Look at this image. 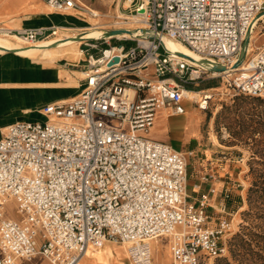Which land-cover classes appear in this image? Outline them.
<instances>
[{
	"label": "built area",
	"instance_id": "built-area-1",
	"mask_svg": "<svg viewBox=\"0 0 264 264\" xmlns=\"http://www.w3.org/2000/svg\"><path fill=\"white\" fill-rule=\"evenodd\" d=\"M40 1L53 14L98 17L80 0ZM124 10L140 35L83 41L78 94L42 106L43 120L17 121L0 133V264L37 255L78 264L105 243L125 246L129 264H153L157 239L168 243L169 264H214L228 253L231 223H212L207 208L229 190L216 189L214 175L205 174L200 183L210 184L197 185L191 200L185 155L149 134L160 111L185 114L186 84L221 79L235 95L264 96V41L254 47L248 40L240 58L248 31L263 22L264 0H129ZM57 31L0 28V35L34 44ZM166 39L210 65L169 51ZM200 94L193 102L206 111L212 94ZM11 202L19 217L2 218Z\"/></svg>",
	"mask_w": 264,
	"mask_h": 264
},
{
	"label": "rangeland",
	"instance_id": "rangeland-1",
	"mask_svg": "<svg viewBox=\"0 0 264 264\" xmlns=\"http://www.w3.org/2000/svg\"><path fill=\"white\" fill-rule=\"evenodd\" d=\"M81 2L87 9L108 15L102 17L99 21L101 24H110L117 20L114 18L117 0H112L110 4L109 0ZM122 7L123 0H120V12L128 15V11ZM45 12L49 14L50 22L55 26L80 28L89 24L80 16H60ZM263 28L264 22L254 31V35L259 39L255 42L257 47L264 41L261 36ZM111 44L123 45L126 49L135 45L134 42L115 41ZM79 49L86 51L87 48L81 46ZM90 53L96 55L97 51L91 50ZM160 53H163L162 49ZM0 60L6 63L16 61L31 68L34 66L35 72L45 76V82L48 83L44 85V90L51 99L60 97L62 93L72 97L79 92V76L74 73L83 69L85 60L83 54L76 60L64 58L53 64L17 57ZM31 62L34 64H30ZM61 83L63 85H60ZM185 89L212 94L208 109L201 111L194 102L185 99L184 115L165 117L163 111L157 113L155 125L157 139L163 141L167 137L166 141L172 148L185 155L187 194L191 200L198 197L196 186L201 184L200 177L205 174L214 175L215 180L212 184L216 189L219 190L223 183L225 187L228 186L226 188L229 190V197L222 199L221 195L211 198L207 208L212 223L221 219L231 223L227 237L228 253L225 257L216 259L214 264H264V96L254 98L235 95L221 79L201 81L198 86L186 84ZM194 115L197 117L195 120L192 119ZM186 126L190 129H186ZM209 183L202 184L204 189ZM1 216L19 217L12 202ZM163 243L165 241L160 240L159 244ZM104 245H107L115 256L110 264H129L123 245L114 243ZM151 246L153 264H156L154 257L157 254V246L153 243ZM101 252L102 249L89 255L81 264H93L100 259ZM164 260V264H169L168 252L164 254ZM31 262L48 264L39 255L26 264H32Z\"/></svg>",
	"mask_w": 264,
	"mask_h": 264
},
{
	"label": "bare ground",
	"instance_id": "bare-ground-1",
	"mask_svg": "<svg viewBox=\"0 0 264 264\" xmlns=\"http://www.w3.org/2000/svg\"><path fill=\"white\" fill-rule=\"evenodd\" d=\"M111 2L112 0H109V4ZM38 4L40 6H37ZM119 6H120V0H117L116 6L114 9L116 14L115 16H114V13L113 15L111 14L117 20H114L110 24H101V22H99L102 19V17L108 16V15L101 14L97 10H93L98 15L97 18H92L84 13H75V12L64 13V15L66 16H72V15L80 16L82 19L87 20V23L89 24H87L84 27H80V28L58 25L56 26L58 30L56 32V36L51 38L49 41L43 40V41H39L34 44H31V43L25 42L23 39H20L18 37H14V36L7 35V34L0 35V56L8 54L10 53L9 51H12L11 53H16L17 56L19 55L20 57H27L29 60L33 62L53 64V63L58 62L59 60H63L64 58L65 59L73 58L74 60H76L77 58H80L83 53L80 51L79 45L85 40L99 39L101 37H105L106 31L108 30H122L124 31L123 33L130 34V36H132L131 34H134V33H135L134 36L140 35L138 33V30H136L138 27H140L138 26L139 23H137L136 19L133 16H129L127 15V13L126 14L121 13L119 10ZM128 6H129V0H123L122 8L124 9V8H127ZM33 7L36 11L40 9V12L43 15L48 14L45 11H49L50 14H53L51 13V9L47 5H45L43 2H41L40 0H38L36 6H33ZM263 15H262V18L264 22ZM254 25H255V20L250 24V26L253 28ZM254 31L255 30H252V32L249 35L250 44H253V46L255 45V42L259 40L257 36L254 35ZM121 34H116V35H121ZM164 43L169 51L173 53H177V54L180 53V54L186 55L191 60V61L190 60L188 61H190L191 63L195 65H201L200 58L194 53H192L190 50H188L186 47H184L181 43L167 40V39L164 41ZM227 73L228 71L222 74V77L227 79V76H228ZM74 74H77L80 78L83 76V74L80 72H75ZM66 83L68 85L67 81ZM60 85H63V84L61 83ZM219 89L221 90V88ZM199 94H200L199 92H190V91H187L186 89H184L183 91V95L186 98V100L191 101V102L196 101L200 103L201 99L198 101L200 97ZM196 118L197 117L195 115L192 117L193 120H195ZM187 128L188 126H186V129ZM159 242H160L159 239L152 242L153 244H156L157 246V254L154 257V260L156 264H164V261H165L164 254L168 252L169 247H168L167 242L163 244H159ZM123 247L125 248V246ZM101 249H102V252L100 254L101 255L100 259H98V261H94L93 264H110V261L113 260L115 256L107 245H104L100 249L95 250V251H87L85 255L79 260L78 264H81L85 258H87L91 254L96 253L97 251ZM39 263L40 262H38V264ZM210 264H213V262L210 261Z\"/></svg>",
	"mask_w": 264,
	"mask_h": 264
},
{
	"label": "crops",
	"instance_id": "crops-1",
	"mask_svg": "<svg viewBox=\"0 0 264 264\" xmlns=\"http://www.w3.org/2000/svg\"><path fill=\"white\" fill-rule=\"evenodd\" d=\"M37 2L38 0H0V28L8 31H20L29 28H49L52 25L55 26L50 22L48 14L43 15L40 9L38 11L34 9L33 6H36ZM37 6L40 5L38 4ZM7 57L10 59L17 57L23 60H29L27 57L17 56L16 53H8L0 56V58L4 59ZM30 64L34 63L31 62ZM23 65L16 61L6 63L0 60V133L6 127L17 121H41L43 117L39 114V109L42 106L54 101L67 100L74 97H69L66 93H62L59 95L60 97L51 99L46 95L44 90V85L48 83L45 82V76L35 72L34 66L31 68ZM79 84L80 77L78 88ZM187 91L198 92L190 89H187ZM163 112L165 117H167L166 111ZM156 124L155 121L149 137L153 140L161 141L157 139L158 132L155 130ZM166 139L167 137L161 142L169 144ZM208 185L206 184V188ZM222 187L226 188L228 186L225 187L223 183ZM204 188V185H202L201 189L205 190ZM27 261L30 260H19L17 264H26Z\"/></svg>",
	"mask_w": 264,
	"mask_h": 264
},
{
	"label": "water",
	"instance_id": "water-1",
	"mask_svg": "<svg viewBox=\"0 0 264 264\" xmlns=\"http://www.w3.org/2000/svg\"><path fill=\"white\" fill-rule=\"evenodd\" d=\"M263 14H264V13H263ZM263 14H262V15H263ZM123 32H124V31H122V30H108V31H106L105 37L108 38V37L114 36V35H116V34H121V33H123ZM249 35H250V31H248V33H247V35H246V37H245V39H244V41H243L240 58L242 57L243 52H244V49L246 48V46H247V44H248ZM164 41H165V40H164ZM9 52L11 53L12 51H9ZM175 54H177V53H175ZM177 55L189 59V57H187L186 55H183V54H180V53H178ZM117 61H118L117 58H114V59H113V63H117ZM200 63H201V64H206L207 66L210 65V63L207 62V61H200ZM110 64H111V63H110ZM209 68H210V67H209ZM211 69H212L213 71H224V70H225V67H223V66H218V65H214V66H212Z\"/></svg>",
	"mask_w": 264,
	"mask_h": 264
}]
</instances>
